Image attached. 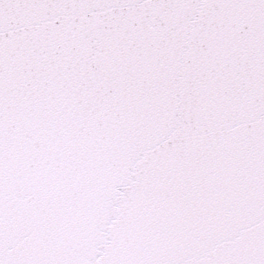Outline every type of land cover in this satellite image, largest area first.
<instances>
[{
  "label": "water",
  "instance_id": "95a60500",
  "mask_svg": "<svg viewBox=\"0 0 264 264\" xmlns=\"http://www.w3.org/2000/svg\"><path fill=\"white\" fill-rule=\"evenodd\" d=\"M0 264H264V0H0Z\"/></svg>",
  "mask_w": 264,
  "mask_h": 264
}]
</instances>
